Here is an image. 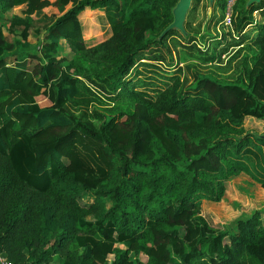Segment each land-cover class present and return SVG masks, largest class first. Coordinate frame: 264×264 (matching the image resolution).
I'll return each instance as SVG.
<instances>
[{
    "label": "trees",
    "instance_id": "1",
    "mask_svg": "<svg viewBox=\"0 0 264 264\" xmlns=\"http://www.w3.org/2000/svg\"><path fill=\"white\" fill-rule=\"evenodd\" d=\"M177 1L0 0L1 13L24 7L9 21L16 43L0 28V253L12 264H264L259 210L229 232L200 209L202 199L223 198L231 177L249 173L250 154L261 162V173L249 174L264 196V140L220 120L264 121V24L252 17L264 16V0L247 9L236 0L228 31L217 0L206 31L218 25L219 37L208 35L202 50L190 13L188 44L173 43L226 72L254 33L235 79L186 64L150 93L141 86L159 76L158 64L171 65L160 36ZM50 6L61 15L33 20ZM87 9L103 12L111 34L92 46L84 36L100 31L85 34ZM40 26L43 39L32 47ZM61 41L70 58L58 57ZM41 94L49 105L36 103ZM87 194L92 201L82 204Z\"/></svg>",
    "mask_w": 264,
    "mask_h": 264
},
{
    "label": "rangeland",
    "instance_id": "2",
    "mask_svg": "<svg viewBox=\"0 0 264 264\" xmlns=\"http://www.w3.org/2000/svg\"><path fill=\"white\" fill-rule=\"evenodd\" d=\"M195 1L192 2L191 7L185 18V22H184L185 33L176 30L178 34H176L175 36L167 35L169 31H167L163 35V37H165L164 42L167 45H169L168 47L170 48V52H171L170 54L172 57L168 56V64L171 65H166L167 63L158 64L160 67L156 66V68H158L157 70L158 72H160L159 76L154 80L148 81L146 85L141 86L142 90H146L151 93L152 88H155L157 86L160 87L165 82H168L169 79L167 76L169 77L172 76L174 72L177 70V68H179V66L185 67L186 64H192V66H194L193 69L195 68L211 74L214 73L220 78H224L228 80L236 78V74H234V76H231V74L237 73L235 72V66H237V64L241 62L242 56L248 52L249 53L251 52V50L249 49L250 47L248 48V46H250L251 44L249 42H251V38L254 35V33H251L250 38L243 43L242 46H244L243 47L244 50L241 52V55H238L231 61V65H230L231 69H229L226 72H223L218 68H216L215 63L214 64L206 63L200 58L196 57V55H191L189 53L190 50L186 48L187 46L186 47L174 46L173 43L175 40L188 44V40L186 39L188 38L186 36L187 35L186 25L190 13L193 14V17L190 20L191 21L190 29L193 28L195 30H200V32L203 31V33L201 35H198L197 39L195 40L197 42V45H199L202 48V50H204L206 46L208 47L206 40L208 38L207 37L208 35L211 34L213 36L219 37L220 36L219 33L222 32V29L220 28L218 29V25L217 26L215 25L213 29H211L210 31H206V29L208 28V23L211 21L210 18L212 15H214L216 10V5H219L218 4L219 2L217 0H213V3L210 5L209 0H200L199 7L195 9V5H194ZM223 2L225 3L224 4L225 8L222 13L226 14L228 12L230 13L231 18L234 19L233 11L236 6V0H223ZM204 6L206 7V10L204 9ZM209 9H210V14H209ZM23 10L24 7H17L15 8V10H12V12L10 13L0 12V28L2 29L3 35L6 37V39H8L13 43H16V41L19 39L18 38L19 33L16 32L15 34L12 35L9 34L8 32L9 21L13 16L21 15ZM60 15L61 14L54 7L50 6L43 10V14L41 16L39 17L34 16L33 20L34 21L46 20L45 22L47 21L52 22ZM218 15H220V12H218ZM97 16L99 17V20ZM252 17L255 21L259 22V24L262 23L264 24V16H262L261 13L259 12L255 14L253 13ZM81 18L85 23L84 24L85 34L90 32L91 29H93L94 31L95 26H97L98 30L101 32L98 33L96 31V34L92 39H87L84 36L85 43L87 46L95 45L97 43L105 41L110 37L111 35L110 30L106 25V21L104 19L102 11L95 12L87 9V11L83 13ZM213 22L214 20L212 21V23ZM224 28L226 29V27ZM171 30H175V29H171ZM228 30L231 29H227V31ZM44 32L45 31L41 28V26L39 28L32 27L30 36L28 38V41L32 47L36 46L38 43H41ZM247 32H249V30ZM209 48L213 49L211 45H209ZM234 50L235 49H230L229 54L221 55L220 58L222 59L223 63L226 62L228 57L233 54ZM71 55L72 53L68 45L64 41H61L58 57L66 56L70 58ZM230 58H232V56ZM139 68L143 70L142 66H140ZM35 100L36 103L40 106H46L50 104L47 97L42 94L37 96ZM220 120L223 125V128L226 126V124H232L238 128H243L245 134H249L250 132L264 134V121L251 116H245L242 119L234 120L228 117L227 115H224L220 117ZM250 134L253 136L252 133ZM250 148L254 149L253 145H251ZM252 160H255L256 162L255 167L254 166L251 167V164L254 165ZM244 162L247 163L250 174H253L256 169H258V172L256 173L259 174L261 173V166H260L261 162L259 161V159L256 158L255 154H250L249 158L247 157L246 159L244 158ZM249 173H240L236 176L231 177L227 181L225 195L220 201L212 202L203 199L200 201L201 213L208 220L211 226L215 228L229 230V232H234L236 231V222L238 218H242L247 215H250L254 210H259L260 213L263 211L264 209L263 191L260 185L252 178V176ZM92 198L93 197L90 194H87L80 199V202L82 204L90 203L92 201ZM262 221L264 222V218L262 219ZM116 246L120 248H125L123 244H117ZM108 257L109 260H111L113 255H109ZM139 257L141 259L145 258L143 254H140Z\"/></svg>",
    "mask_w": 264,
    "mask_h": 264
},
{
    "label": "water",
    "instance_id": "3",
    "mask_svg": "<svg viewBox=\"0 0 264 264\" xmlns=\"http://www.w3.org/2000/svg\"><path fill=\"white\" fill-rule=\"evenodd\" d=\"M193 1H195V0H178L177 1L176 5L174 6V8L172 10L173 22L165 29V31L162 33L160 38H162L163 35L167 31H170L171 29H175V30H178V31L185 33L184 22H185V18L187 16V13H188ZM260 2H261V0H248L246 3V9L250 5L259 4ZM209 3L211 5L213 3V0H209ZM209 14H210V9H209ZM250 133H252L256 138L264 140V134H259V133H255V132H250Z\"/></svg>",
    "mask_w": 264,
    "mask_h": 264
},
{
    "label": "built area",
    "instance_id": "4",
    "mask_svg": "<svg viewBox=\"0 0 264 264\" xmlns=\"http://www.w3.org/2000/svg\"><path fill=\"white\" fill-rule=\"evenodd\" d=\"M223 26L226 27V29L231 28V16L228 12L224 15ZM0 264H12V262L0 253Z\"/></svg>",
    "mask_w": 264,
    "mask_h": 264
},
{
    "label": "crops",
    "instance_id": "5",
    "mask_svg": "<svg viewBox=\"0 0 264 264\" xmlns=\"http://www.w3.org/2000/svg\"><path fill=\"white\" fill-rule=\"evenodd\" d=\"M51 1V0H50ZM12 10H15V8L14 9H12ZM12 10L11 11H9V13L10 12H12ZM88 10H90V9H88ZM87 10H85L83 13H85ZM84 41H85V39H84ZM261 218L263 219L264 218V209H263V211L261 212ZM262 223L264 224V222L262 221Z\"/></svg>",
    "mask_w": 264,
    "mask_h": 264
}]
</instances>
